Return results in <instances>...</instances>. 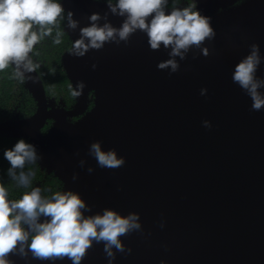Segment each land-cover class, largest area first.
I'll return each mask as SVG.
<instances>
[{
	"label": "water",
	"instance_id": "obj_1",
	"mask_svg": "<svg viewBox=\"0 0 264 264\" xmlns=\"http://www.w3.org/2000/svg\"><path fill=\"white\" fill-rule=\"evenodd\" d=\"M235 2L224 1L203 14L216 31L204 45L210 55L194 49L196 59L193 52L183 61L177 57L178 72L159 70L168 50H150L146 34L137 32L127 45L105 44L82 58L63 55L72 86L86 84L72 108L48 98L36 71L30 74L36 82H25L35 112L0 122V136L27 139L42 156V169L62 181V191L80 194L92 207L86 215L105 208L140 215L143 234L121 237L132 252H117L113 264H264V110H251L250 97L232 81L250 44L257 43L264 58V0ZM62 5L74 12L80 27L88 26L92 13L108 11L98 0ZM122 20L109 14L115 27ZM65 31L73 41L79 38V29L65 25ZM257 76L264 78V59ZM48 120L52 124L43 133ZM204 120L211 129L202 126ZM95 141L102 150L115 149L125 165L98 167L88 155ZM11 259L71 264L31 255ZM82 264H108L103 244H95Z\"/></svg>",
	"mask_w": 264,
	"mask_h": 264
},
{
	"label": "clouds",
	"instance_id": "obj_2",
	"mask_svg": "<svg viewBox=\"0 0 264 264\" xmlns=\"http://www.w3.org/2000/svg\"><path fill=\"white\" fill-rule=\"evenodd\" d=\"M108 11L101 16L92 13L88 26L80 27V22L74 19V12L65 10L58 0H0V72L10 66L14 69L13 78L20 83L36 78L40 67L32 59L36 45L45 38L52 37L53 29L59 28L61 21H66L69 30L79 29V38L75 39L68 54L82 58L89 51H100L105 44L114 43L127 45L137 32L147 36V42L152 51L168 50V59L158 63L161 71L169 74L180 70L179 61L187 58L193 52L207 57L210 55L205 43L216 37L212 26V18L201 14L197 4L184 7L169 8V0H104ZM109 14L123 18L119 27L109 21ZM104 21L101 24V21ZM63 33L57 31L54 43L60 44ZM179 58V61L177 60ZM260 47L257 43L249 45V53L244 56L232 73V81L237 84L251 99V110H264V78L257 76L262 62ZM96 64L92 65L95 70ZM86 84L78 81L70 88L73 97H80ZM202 96L207 89L200 90ZM202 126L211 129L208 120L202 121ZM79 155V153H77ZM88 155L93 157L102 169H118L125 165V158L118 156L115 149L102 150L101 142H92ZM3 157L9 162L7 177L17 188L30 189L19 199H10L9 190L0 179V264H14L12 256L40 261L70 260L71 264H82L95 244H103L108 264H113L116 253L131 254L132 249L126 247L121 237L132 233L143 234L140 215L130 212L122 215L120 212L105 208L102 213L86 215L92 212V207L72 191H57L45 196L41 187H32L35 171L28 166L42 159L37 148L24 139L3 152ZM84 160L79 161L83 168ZM28 169V170H26ZM94 171L89 167L87 172ZM78 179V173L72 176L73 182ZM161 228L165 226L160 222ZM160 264H165L162 260Z\"/></svg>",
	"mask_w": 264,
	"mask_h": 264
},
{
	"label": "trees",
	"instance_id": "obj_3",
	"mask_svg": "<svg viewBox=\"0 0 264 264\" xmlns=\"http://www.w3.org/2000/svg\"><path fill=\"white\" fill-rule=\"evenodd\" d=\"M180 3L185 5L194 4L193 0H169V8L175 7ZM64 22L61 21L59 28L53 29L52 37L45 38L41 43L36 45L32 52V58L40 67L37 69L43 80L44 87L48 98L55 100L57 104L62 101L67 109L72 108L75 103V97L71 95V81L66 74L63 65V54L71 49L73 41L63 30ZM57 31L63 33L61 43H54V37ZM14 69L10 66L3 72H0V122L15 118H25L32 115L37 107V103L33 95L25 87V83H20L13 78ZM92 106V102L90 107ZM52 124V120H48L43 133H46ZM24 138H8L0 136V179L3 180L5 186L9 190L10 199H19L25 191L30 189L17 188L8 177L7 169L10 167L9 162L4 159L3 152L12 148L15 143ZM30 143L27 139H24ZM35 171L32 187H41L45 196H50L57 191H62L63 183L53 173H48L46 169L37 162L28 166ZM28 170V169H26Z\"/></svg>",
	"mask_w": 264,
	"mask_h": 264
},
{
	"label": "rangeland",
	"instance_id": "obj_4",
	"mask_svg": "<svg viewBox=\"0 0 264 264\" xmlns=\"http://www.w3.org/2000/svg\"><path fill=\"white\" fill-rule=\"evenodd\" d=\"M194 1L197 4V9L201 12V14H204V13L208 12V10L213 11L212 10L213 7L219 6V4L221 5V3L223 4L224 1H227V0H213V1H211V0H194ZM243 1H245V0H243ZM240 2H242V0H236L235 3L238 4ZM181 6L184 7V6H187V5L182 4ZM219 10L221 11L223 9L220 8ZM217 13L213 12L212 14H217ZM91 95H92V93H91ZM57 105L58 106L59 105L62 106L63 103L60 102V104H57Z\"/></svg>",
	"mask_w": 264,
	"mask_h": 264
},
{
	"label": "flooded vegetation",
	"instance_id": "obj_5",
	"mask_svg": "<svg viewBox=\"0 0 264 264\" xmlns=\"http://www.w3.org/2000/svg\"><path fill=\"white\" fill-rule=\"evenodd\" d=\"M63 1H64V0H58V2H61V3H62ZM98 1L105 3L104 0H98ZM193 1H194V0H193ZM180 4H184V3H180ZM180 4H178V5H180ZM194 4H196L195 1H194ZM65 25H66V21L64 22V28H63L64 31H65ZM65 32H66V31H65ZM66 33H67V32H66ZM67 34H68V33H67ZM68 36H69V35H68ZM69 38H70V36H69ZM70 39H71V38H70ZM71 40H72V39H71ZM72 41H73V40H72ZM73 42H74V41H73ZM67 52H69V51H67ZM65 53H66V52H65ZM65 53H64V54H65ZM64 54H63V55H64ZM32 59H33V58H32ZM62 60H63V58H62ZM33 61H36V60L33 59ZM92 104H93V101H92ZM76 119H77V118H75V119H73V120H76Z\"/></svg>",
	"mask_w": 264,
	"mask_h": 264
}]
</instances>
